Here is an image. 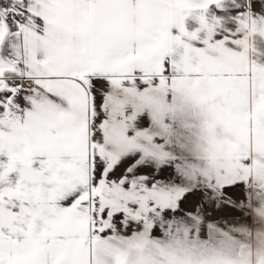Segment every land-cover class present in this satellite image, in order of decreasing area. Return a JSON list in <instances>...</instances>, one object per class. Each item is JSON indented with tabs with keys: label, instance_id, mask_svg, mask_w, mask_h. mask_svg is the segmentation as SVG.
<instances>
[{
	"label": "snow or ice",
	"instance_id": "6c2138e0",
	"mask_svg": "<svg viewBox=\"0 0 264 264\" xmlns=\"http://www.w3.org/2000/svg\"><path fill=\"white\" fill-rule=\"evenodd\" d=\"M0 264H264V0H0Z\"/></svg>",
	"mask_w": 264,
	"mask_h": 264
},
{
	"label": "crops",
	"instance_id": "0c3cea01",
	"mask_svg": "<svg viewBox=\"0 0 264 264\" xmlns=\"http://www.w3.org/2000/svg\"><path fill=\"white\" fill-rule=\"evenodd\" d=\"M190 199H191V198H190ZM230 214H231V215H236V216L239 215V213H237V212H235V211H232ZM217 218H219V217H217Z\"/></svg>",
	"mask_w": 264,
	"mask_h": 264
}]
</instances>
